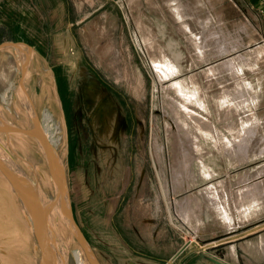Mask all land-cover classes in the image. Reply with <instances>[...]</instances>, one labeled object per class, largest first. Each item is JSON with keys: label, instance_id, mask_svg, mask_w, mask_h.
<instances>
[{"label": "rangeland", "instance_id": "rangeland-1", "mask_svg": "<svg viewBox=\"0 0 264 264\" xmlns=\"http://www.w3.org/2000/svg\"><path fill=\"white\" fill-rule=\"evenodd\" d=\"M26 100L57 146L72 218L98 264H232L233 251L240 264L259 260L256 0H0V112L14 129L34 127ZM1 138L52 197L34 138ZM32 219L0 167V264H41Z\"/></svg>", "mask_w": 264, "mask_h": 264}, {"label": "bare ground", "instance_id": "bare-ground-1", "mask_svg": "<svg viewBox=\"0 0 264 264\" xmlns=\"http://www.w3.org/2000/svg\"><path fill=\"white\" fill-rule=\"evenodd\" d=\"M15 46H17L16 49L18 48L17 51L22 57V61H26V56L29 52L20 44H15ZM25 102L30 110L29 113L31 112L30 115H33L31 116L34 122V127L30 130H26H28V134L34 138L45 155L52 176L54 194L52 197H48L46 193L43 192L44 190L41 188L42 184H40L38 178L37 183H33L19 163L9 153L2 138L0 139L1 170L4 171L16 187L22 205L24 204L33 218L36 238L39 241L42 252V262L40 263L69 264L70 252H72V258H74L75 264H88L87 260L91 259V255L84 248L81 241H79L81 249L83 248L84 250H71L68 238L63 235V227L68 230L71 235H75L77 234L78 226L72 218L69 208L70 204L68 205L67 178L62 158L60 157V153H58L56 144L48 138L46 132L41 128L31 103H29L28 100ZM12 129H14L13 125L10 124L0 112V130L12 131ZM44 137H47L52 147L46 143Z\"/></svg>", "mask_w": 264, "mask_h": 264}, {"label": "water", "instance_id": "water-1", "mask_svg": "<svg viewBox=\"0 0 264 264\" xmlns=\"http://www.w3.org/2000/svg\"><path fill=\"white\" fill-rule=\"evenodd\" d=\"M10 44H15V43H10ZM17 129H12V131H18V132H24V133H27L28 134V130H26V129H20V128H18V127H16ZM44 139H45V141H46V143L50 146V147H52V145L49 143V140L47 139V137H44ZM76 235V238H77V240L78 241H81V243H82V245H84V248L87 250V252L91 255V259H89V261H90V264H98V262H97V260H96V257L94 256V254L92 253V251H91V248H90V246H89V244H88V242H87V240L85 239V236L83 235V233L81 232V230L79 229V227H78V229H77V234H75ZM206 257V259L207 260H209L210 262H212V263H214V264H227V263H225V262H223V261H221V260H219V259H217V258H215V257H212V256H205Z\"/></svg>", "mask_w": 264, "mask_h": 264}, {"label": "crops", "instance_id": "crops-1", "mask_svg": "<svg viewBox=\"0 0 264 264\" xmlns=\"http://www.w3.org/2000/svg\"><path fill=\"white\" fill-rule=\"evenodd\" d=\"M257 1V3L259 4V0H256ZM259 7H260V4H259ZM258 238H259V246H258V248H257V253L259 254V260L257 261V262H255V263H252V264H264V262H261L262 260L261 259H264V233L263 234H259V236H258ZM235 251H233V255H232V257H233V259H234V261H232V264H240L241 262L240 261H238V260H241V259H239L240 257H236L235 258V253H234ZM246 253V252H245ZM247 255V254H246ZM248 257H249V255H247ZM243 260V259H242ZM244 261V260H243Z\"/></svg>", "mask_w": 264, "mask_h": 264}, {"label": "built area", "instance_id": "built-area-1", "mask_svg": "<svg viewBox=\"0 0 264 264\" xmlns=\"http://www.w3.org/2000/svg\"><path fill=\"white\" fill-rule=\"evenodd\" d=\"M260 9L264 13V0H259Z\"/></svg>", "mask_w": 264, "mask_h": 264}]
</instances>
